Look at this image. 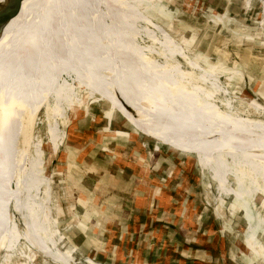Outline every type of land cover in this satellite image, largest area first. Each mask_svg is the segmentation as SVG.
<instances>
[{"label": "rangeland", "instance_id": "374dc122", "mask_svg": "<svg viewBox=\"0 0 264 264\" xmlns=\"http://www.w3.org/2000/svg\"><path fill=\"white\" fill-rule=\"evenodd\" d=\"M144 1L142 8L152 19L163 26L168 35L179 42L188 53L190 52L191 58L205 68L204 70L218 77L228 90L229 93L224 96H219L218 92H215L219 98L216 101L222 108L225 107L226 100L234 96L244 97L247 101H259L264 105V0ZM111 6L115 12L114 17L98 6L100 12L95 17L91 16L90 20L100 23L101 29L102 25L107 27L114 25L125 30L131 40L120 35L121 38L129 43H135L132 35L136 34L137 23L127 27L112 24L119 16L128 19L130 16L128 13L131 12H128L125 6L116 7L112 2ZM133 17L134 20L137 19ZM143 27L150 37L146 26ZM35 40L34 33L28 34L22 30L9 31L0 39V163H5L4 149L9 141L19 144L16 149L19 148L20 158V171L15 174V179L13 177L10 179L13 183L8 188H0V197L8 193L11 201V213L4 217L0 216V264H155L156 261H167L168 264H198L191 260L194 251L188 253L181 250L184 247L179 243L170 245L169 249L173 252L171 253L170 250L168 260L158 256L152 263L148 258L134 259L133 251L137 245L142 250L145 248L148 251L155 250L156 246L161 244L159 241L161 233H164L155 223L166 220L175 223L172 231L177 232L179 236L180 232L186 229L188 233H196L197 238L201 237V232H196V228L204 209L209 212L207 220L210 228L207 233H215L214 245H211L219 250L217 256L221 254V257L213 261L209 258L204 260L205 257L200 256L198 258L200 263L264 264V205L262 204L264 195L261 193V188L256 187L261 177L260 169L257 175L252 176L242 168H237L227 175L224 174L225 168L229 166L227 162L215 160L214 157L205 162L201 158V149L197 143L195 109L158 84L148 79L140 80L139 76H136L124 84L116 80H107L100 87H88L81 92L77 104L74 103L73 96L64 95L61 116L65 134L60 149L53 153L47 140V120L42 105L45 82L42 76L43 61L40 54L32 50V47H36ZM118 45L120 47L121 44ZM172 59L180 63L183 68H189V64L182 56L178 55ZM118 63L124 65L123 61ZM27 65H33L28 78L17 73ZM14 68L15 74L4 75V71ZM165 70L171 74L172 79L175 72L169 66L161 67L158 72L163 74ZM127 87L141 89L140 94L143 89H153V92H158L160 99L162 98L160 101L170 97L179 101L175 104L177 103L181 109V118L185 123L184 135L190 141V151L183 149L182 146L177 148L158 143L155 139L138 132L120 111L112 109L110 102L96 99L97 93L103 92L109 95V93L113 94L114 88ZM8 88L13 91L18 88L20 95L22 94L21 99L26 95L31 98L30 110L33 109V112L30 121L25 120L23 131L17 132L18 123L21 124L22 121L19 122L17 117L12 116L20 114L12 113L13 109H20L19 103L14 100L15 95H10L9 101L2 100L3 95H7L5 91ZM93 92L94 98L86 99L88 111L80 115L82 118H77L76 122L73 121L68 125L71 116L83 109L86 95ZM235 109V111L241 110L242 113L248 110L242 104L235 105ZM108 111L113 112L111 118L107 116ZM249 115L250 118L264 121V108L256 113L251 111ZM78 132L84 136L80 137ZM27 140L30 144L22 145ZM94 158L105 160L102 165L104 164L106 168L92 166ZM43 160L45 171L51 176L50 191L47 193L42 189L34 198L25 200L24 214H19L14 204L15 187ZM127 165L137 166V170H145L149 179L157 181L158 184L155 185H162L165 191L174 195L175 200L169 204L165 203L166 193L158 194L154 191L153 195L143 196L146 201L140 205L145 208L149 205L147 209H150L143 211V215L136 214L137 209L134 206L136 196L141 194L133 192L131 195L133 201L130 205L135 210L123 208L122 218L125 220L124 217L128 214L127 218L130 214L134 218L136 216L141 219L150 218L154 222L150 226V232H146L148 227L144 226L137 232L135 225L132 224L133 221L125 220L128 226L124 230L116 223L120 221V214L116 209L119 195L113 190L119 183L118 174L121 173L118 171H123L121 167ZM170 171L176 177L172 176ZM81 172L89 177L88 179L82 176L81 180L92 187L77 188L74 184L72 186V179L75 175H81ZM2 174L0 172V186ZM97 180L101 181L100 187H97ZM236 180L242 181L249 188L256 187L254 191L256 194L253 199V196L248 197L247 206L245 200L241 199L242 196L237 198L234 195L235 187L241 186H236L234 182ZM143 181L146 182V179L143 178ZM240 190L244 191L242 187ZM193 192V196L190 197ZM241 194L245 196L243 192ZM80 200L98 208L99 217L91 223L95 232L102 230L104 235L106 234L104 247L101 246V241L98 245L97 239L93 236L85 238L82 243L79 241L72 243L68 240L66 231L78 222L75 208ZM26 220L56 261L31 246L23 238L22 226L28 228L24 222ZM225 225H230L229 230L224 228ZM119 229L124 237L135 232L139 238L141 235L149 236L140 244L125 242L122 245L112 240L115 239L114 236L119 235ZM158 235L160 237H157ZM197 248L195 254L199 252H196Z\"/></svg>", "mask_w": 264, "mask_h": 264}, {"label": "bare ground", "instance_id": "6f19581e", "mask_svg": "<svg viewBox=\"0 0 264 264\" xmlns=\"http://www.w3.org/2000/svg\"><path fill=\"white\" fill-rule=\"evenodd\" d=\"M9 2L10 0H0V9ZM111 2L116 7L125 6L128 12H131H127L130 15L128 19L119 16L112 24L127 27L137 23V35L134 33L132 35L135 43H129L121 38L120 35L131 40L125 30L114 25L110 27L102 25L101 29L100 23L90 20L91 16L95 17L100 12L98 6L114 17ZM144 2V0H23L16 15L4 27L0 24V39L12 30H22L24 33L36 35V47H32V50L38 52L43 61L42 76L45 82L42 105L46 116L44 118L47 120V140L52 152L60 149L65 134L61 116L64 95L73 96L74 103L77 104L81 92L88 87H100L107 80H116L124 84L129 82L130 78L139 76L140 80L148 79L158 84L195 109L197 143L201 149V158L205 162L212 160L213 157L215 160L227 162L229 166L224 172L227 175L237 168L247 170L251 176L261 171L260 181L256 183V187H260L264 195V121L250 118L249 115L251 111L255 113L260 111L264 105L259 101H247L244 97L234 96L228 98L229 100L224 103L226 108H222L216 101L218 96L215 92H218L219 96H224L229 93L228 90L218 77L204 70L205 68L191 58L190 52L188 53L179 42L168 35L163 26L152 19L142 8ZM133 16L137 19L134 20ZM143 25L146 26L150 37ZM118 43L121 44L120 47ZM178 55L189 64L188 69L172 59ZM120 61H123L124 65L119 64ZM165 66L174 70L172 79L168 71H163V74L158 72ZM241 104L248 109L247 112L242 110L245 115L241 110L235 111V105ZM50 177L45 171L43 160L30 175L17 183L14 204L19 214H24L25 200L34 198L42 189L49 193ZM234 182L236 186L241 185L235 187L234 195L237 198L242 196L241 199L245 200L247 206L248 197L253 196V199L256 194L254 192L256 187L249 188L238 180ZM241 187L244 191L240 190ZM262 204L264 205V199ZM24 222L28 228L21 224L23 238L56 261L30 223L27 220Z\"/></svg>", "mask_w": 264, "mask_h": 264}, {"label": "crops", "instance_id": "0c3cea01", "mask_svg": "<svg viewBox=\"0 0 264 264\" xmlns=\"http://www.w3.org/2000/svg\"><path fill=\"white\" fill-rule=\"evenodd\" d=\"M30 68H31V65L24 66L23 70L17 71V73H19L20 76L23 75L26 78H28ZM15 73H16L15 68L14 69H8V70L4 71V75H6V76L13 75ZM132 88L133 87H127L126 89H115L114 88L113 94L109 93V95L106 93L104 94L103 92L102 93L100 92V93H97L96 99L106 100V101L110 102L112 105V109L120 111L130 121V123L134 125L135 129L138 132H141L142 134L155 139L158 143H164V144L171 145V146L177 147V148L179 146H182L183 149L190 151V141L188 140L187 136L184 135L185 123H184V119L181 118V109L177 103L175 104V102H179V101L173 97H170V99L167 98L170 101V103L168 104L167 99L160 101V100H162V98L160 99L159 93L153 92V89H143V91L140 94L139 91L141 89L137 90V89H132ZM5 92H7V95L4 94L3 95L4 97L2 98V100L3 99H7V100L9 99L10 100L11 99L10 95H15L14 100H16L17 103H19L20 109H15V110L13 109L12 113L14 112V114H15L17 112L20 114H17L18 116L16 114L12 115V116L14 118L17 117V120L19 122L22 121L21 124L18 123V131L17 132H19V130L23 131V125L25 123V120L28 119L30 121L31 114L33 112V109L30 110V101L29 100H31V98L26 97L27 96L26 95L23 99H21L22 94L20 95L18 88L15 91H13L11 88H8ZM93 95H94V92H93V94L86 95V97L84 99V103H83V109L80 110L79 113L76 112L75 114H73L71 116V119L69 120L68 125H70L73 121L76 122L79 118H82V117H80V115L85 113L87 110L86 99L94 98ZM12 102L13 101H10V103H12ZM112 113H113L112 111H108L107 116L109 118H111ZM85 115H87V114H85ZM12 123H14V122H12ZM76 125H77V123H76ZM0 132H1V130H0ZM78 133H79L80 137L84 136L82 133H80V132H78ZM17 144L18 143L14 142V141H12V142L9 141V142H7V146H5V149H4V156H5L4 161H5V163H0V169H1L0 172L3 173L1 176L2 183H1L0 188L1 187L2 188H8L13 183L12 180H10V179H13V178L15 179V174L17 175L18 171H20L19 170L20 169L19 168V163H20L19 162V159H20L19 158V148H18V150L16 149L19 144L18 145ZM25 144L28 146L30 144V142H28V140H27L22 145H25ZM177 148H174V149H177ZM94 159L92 161L94 163L91 164L92 166H96L97 168H100L102 166L103 168H106L104 164L102 165V162H104L105 160H100L99 158H96L95 160ZM136 167L137 166L127 165L125 167H121L123 169V171H121V170L118 171V173H121V174H118L119 183L116 186V188H119V192H120L119 193V199H118V207H116V209L119 211L118 214H120V217H119L120 221H119V223H118V221H116V223L121 225L122 229L124 230V229H127V226H128V225H126L127 222H125V220L129 221V222L133 221L132 224L135 225V229H137L136 230L137 232L141 231L143 226L148 227L147 228L148 230L146 232H150L151 231L150 226H152L154 224L152 219H150V218L141 219V217H139V216H136L134 218V216L132 214H130L129 218L126 217L129 214L126 215L124 217L125 220L122 218L123 208L135 210L133 208V206L130 205L133 201V198H130L131 195L133 194V192L141 194L139 196H136V198H135L136 205L134 204V206L137 209V211H135L136 214H142L143 211L150 210V209H147L149 205L147 206V208H145V207H142L140 205V203L142 204L143 201H146V199L143 196L148 195V194L153 195L154 191L158 194L166 193L165 194V198H167V201L165 202L166 204L173 202V200H175V199H174V195H172V193L170 194L169 192L165 191L163 189L162 185H160V184L155 185V184H158L157 181H154L151 178L149 179L147 172L145 170H143V169L137 170ZM170 173L172 176L176 177V175H174V173L172 171H170ZM87 178L89 179V177H87ZM143 178L146 179V182L143 181ZM141 180H142V183H141ZM96 182L98 183L97 187L98 186L100 187V183L98 181H96ZM130 182H132L131 187L128 185V184H130ZM134 183H136V184L134 185ZM73 184H74V186L76 185L77 188H79V187L83 188L82 186L76 184L75 182L74 183L72 182V186H73ZM135 186L137 189L135 188ZM116 188H114V189H116ZM193 194H194V192L192 193V195H190V197H192ZM158 200H160V199H158ZM192 200L194 202L193 198H192ZM86 206L89 209H92V210L98 212V208L96 206H93L92 204H87ZM9 213H11V201H10V195H8V193H7L3 197H0V216L4 217L6 214H9ZM142 218H144V217H142ZM166 221H168V223H166ZM166 221L155 223V224H158L159 229L160 230L163 229V232H164V233H161V237H160V235L157 236V237H160L159 241L161 242V244L157 245L155 250H153V251H152V249H150L148 251V249H146V248L144 250H142V249H140V246L137 245V247L133 251L134 259L148 258V259H150V262L152 263V261L155 257L160 256L161 258L163 257L164 259L168 260L169 253L171 250V249H169L170 245L173 246L174 243L175 244L179 243V244L183 245L184 248H182L181 250L187 251L188 253H192L194 251V253L192 254L191 260L195 261V263H198V264H204L205 263V262L200 263L198 261V258L200 256L205 257L204 260L206 258H209V259H212L213 261L216 260L218 257H221V254L217 256V253L219 250L217 248L215 249V247H213V245H214L213 241H215V239H214L215 233H209V232L207 233L208 229L210 228L209 220L206 219L202 223H200V221H198V226L196 228V232H198V231L201 232V237H199V238H197L196 233H194V234L191 232L188 233V231L186 229L182 230L180 232L181 234L179 236V234L177 232L174 233L172 231V226L175 223L170 221V220H166ZM169 222H171V223H169ZM184 225H185V223H184ZM144 230H146V229H144ZM119 232H120L119 235L114 236L115 239H112V240L117 242V243H120L122 245L125 242H127V243L137 242L138 244H140L141 241L147 240V237L149 236V235L148 236L145 235L146 237H144V235H141V237L139 238V236H136L137 233L135 232V233H130L129 236L124 234L125 235V237H124L122 235L123 233L121 232V229H119ZM152 235H154V234H152ZM198 236H199V234H198ZM104 237H105V239H107L106 234ZM196 239H197V241H196ZM192 243H194V244H192ZM211 244H213V245H211ZM124 247L125 246H123V248ZM127 247H128V245H127ZM127 247H125V248H127ZM196 247H198L196 249V252H198V251L199 252L195 254V248ZM143 252H144V254H142ZM172 252H173V250H171V253ZM162 255H167V256H162ZM136 261L138 262V260H136ZM159 263L168 264L167 261H156L155 262V264H159Z\"/></svg>", "mask_w": 264, "mask_h": 264}, {"label": "trees", "instance_id": "16d2710c", "mask_svg": "<svg viewBox=\"0 0 264 264\" xmlns=\"http://www.w3.org/2000/svg\"><path fill=\"white\" fill-rule=\"evenodd\" d=\"M82 173V172H81ZM82 176L88 177L86 174L82 173L81 175H75L74 179H72V182H75L76 184L82 186V187H92V186H87L86 183H84L81 178ZM98 181V180H97ZM101 181H99L100 183ZM92 185V183H91ZM130 187L132 186V182L128 184ZM94 187V186H93ZM89 189V188H88ZM115 194L119 195V188L114 189ZM125 195V194H124ZM127 197V196H126ZM86 202L83 200H80L78 204L76 205L75 208V213L78 217V222L76 225L71 226L69 230L66 231L67 233V238L70 240L72 243L75 241L83 242L85 238L89 236H93L94 238L97 239L98 245H100L101 241V246L104 247L106 244V239L105 235L102 230L99 231H94L93 230V224L91 223L92 220H96L97 217H99V212H96L92 209H89L86 206ZM209 212L206 211V209L202 210L201 213V218H199L200 223L204 222L207 217H208ZM230 225H225L224 228L229 230ZM93 231V233H92Z\"/></svg>", "mask_w": 264, "mask_h": 264}, {"label": "water", "instance_id": "95a60500", "mask_svg": "<svg viewBox=\"0 0 264 264\" xmlns=\"http://www.w3.org/2000/svg\"><path fill=\"white\" fill-rule=\"evenodd\" d=\"M23 0H10V2L0 9V24L5 26L18 12L21 7Z\"/></svg>", "mask_w": 264, "mask_h": 264}]
</instances>
